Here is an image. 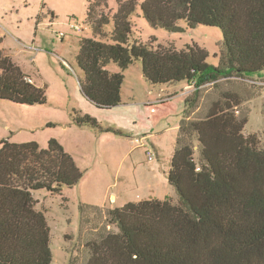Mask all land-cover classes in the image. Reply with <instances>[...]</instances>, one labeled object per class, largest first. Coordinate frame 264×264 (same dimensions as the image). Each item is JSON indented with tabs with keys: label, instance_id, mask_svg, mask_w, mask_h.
<instances>
[{
	"label": "trees",
	"instance_id": "16d2710c",
	"mask_svg": "<svg viewBox=\"0 0 264 264\" xmlns=\"http://www.w3.org/2000/svg\"><path fill=\"white\" fill-rule=\"evenodd\" d=\"M113 16L99 14L107 0H89L87 20L93 38L79 42L78 67L84 72L82 93L99 109L118 107L124 73L140 61L143 78L156 86L192 84L219 78L245 79L264 73V0H117ZM140 5L152 28L182 33L180 26L217 27L223 34L218 66L197 44L178 50L136 40L132 16ZM113 23L111 33L105 25ZM116 64L120 72L108 70ZM25 71L0 51V100L44 106L46 89L27 81ZM255 91H227L202 115L197 97L185 99L171 169L167 175L179 196L129 202L124 207L82 204L81 220L101 217L99 239L88 243L84 264H264V148L257 135H245L249 121L243 104ZM78 126L103 128L89 115ZM264 137V133H263ZM0 264H52L51 227L38 209L35 191L61 194L83 178L72 155L56 140L39 143L0 142ZM86 221V222H88ZM114 226L116 230H108Z\"/></svg>",
	"mask_w": 264,
	"mask_h": 264
},
{
	"label": "rangeland",
	"instance_id": "374dc122",
	"mask_svg": "<svg viewBox=\"0 0 264 264\" xmlns=\"http://www.w3.org/2000/svg\"><path fill=\"white\" fill-rule=\"evenodd\" d=\"M107 3L97 12L113 16L118 2ZM88 5L89 0H0V51L6 52L35 83L48 86L44 106L0 100V142L35 141L47 149L49 140L56 138L84 172L77 186L65 188L61 194L34 192L38 209L46 213L51 227L52 264H84L89 255L88 243L99 239L103 230L99 216H86L89 221L83 220L80 232L82 204L107 211L149 199L179 201L167 175L181 120L185 110L190 109L186 98L193 99L198 94V109H190L191 118H195L227 91H255V99L242 107L249 115L243 132L257 135L264 148V73L243 80L230 77L162 87L148 83L140 61H136L124 73L121 104L110 110L97 108L81 91L84 72L76 62L79 42L94 37L92 24L87 20ZM141 10L139 5L132 16L131 43H147L155 38L154 47L174 46L178 50L197 44L208 51L207 63L218 66L223 45L219 28L200 25L191 29L181 22L182 33L168 32L152 28ZM112 29V22L104 26L105 32L111 33ZM108 70L121 71L116 64H110ZM167 87L168 92L162 93L161 99H171L158 103L160 90ZM77 115H89L103 128L121 133L78 126ZM142 139L145 147L138 143ZM149 149L155 154L151 162L146 154ZM112 196L116 197L115 202ZM108 230L116 228L111 226Z\"/></svg>",
	"mask_w": 264,
	"mask_h": 264
},
{
	"label": "crops",
	"instance_id": "0c3cea01",
	"mask_svg": "<svg viewBox=\"0 0 264 264\" xmlns=\"http://www.w3.org/2000/svg\"><path fill=\"white\" fill-rule=\"evenodd\" d=\"M25 74H26V73H25ZM28 75H29V74H28ZM29 76H30V75H29ZM29 79H31V78H29ZM31 80H32V79H31ZM32 81H33V80H32ZM33 83H34V81H33ZM188 87L190 88L189 85H188ZM168 89H169V87H167V88H165V89L162 88V89L160 90L158 103L163 104V103H165L166 101H168V100L171 99V98H167L165 101H163V100L161 99L162 93H167V92H168ZM144 139H145V138H144ZM144 139L138 141V143L141 145V147H145V145H144V143H143ZM115 198H116L115 196H112V199H114L113 202H115V200H116Z\"/></svg>",
	"mask_w": 264,
	"mask_h": 264
},
{
	"label": "built area",
	"instance_id": "2783aa9c",
	"mask_svg": "<svg viewBox=\"0 0 264 264\" xmlns=\"http://www.w3.org/2000/svg\"><path fill=\"white\" fill-rule=\"evenodd\" d=\"M81 30L79 29V32H80ZM27 81L28 82H30V83H33V81L31 80V79H29V78H27ZM146 154H147V159H148V161H153L154 160V158H155V154H154V151L152 150V149H149V150H147V152H146Z\"/></svg>",
	"mask_w": 264,
	"mask_h": 264
}]
</instances>
